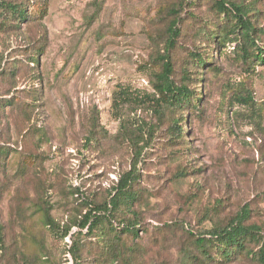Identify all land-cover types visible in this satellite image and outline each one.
<instances>
[{
  "label": "rangeland",
  "instance_id": "obj_1",
  "mask_svg": "<svg viewBox=\"0 0 264 264\" xmlns=\"http://www.w3.org/2000/svg\"><path fill=\"white\" fill-rule=\"evenodd\" d=\"M228 1L255 29L247 56L209 40L220 32L209 0H0L26 13L12 28L0 8V264H74L72 237L80 264H261L247 252L264 241V0ZM177 15L171 79L197 98L115 113L120 88L154 93ZM246 93L252 105L236 101ZM136 117L152 132L139 158ZM129 171L135 200L98 213ZM243 208L255 234L243 252L224 260L189 237L208 239ZM87 213L101 220L92 231L77 226ZM126 223L135 229L109 228Z\"/></svg>",
  "mask_w": 264,
  "mask_h": 264
},
{
  "label": "trees",
  "instance_id": "obj_2",
  "mask_svg": "<svg viewBox=\"0 0 264 264\" xmlns=\"http://www.w3.org/2000/svg\"><path fill=\"white\" fill-rule=\"evenodd\" d=\"M213 1V12L220 19L219 25L215 27L219 28V31H224V34L217 32V33H210L209 40L210 41H217L220 44H223L226 40L228 41H235L236 46H240V51L243 56L248 55V48L253 45L252 34L255 32V29L251 25L250 19H247V11L242 8V6H237L229 2L228 0H209ZM186 2H190V0H186ZM181 7L183 6L184 2L182 1ZM0 8L2 14H7L4 17L6 20L5 26L14 28L18 24L24 22L26 20V13L23 9H19L18 7L9 8L8 5L0 3ZM180 8V7H179ZM178 14V13H177ZM177 22L175 23L172 21V24L168 27L169 37L167 39V47L166 52L161 55V62H162V71L159 74H155L154 80L151 82V86L154 90L153 94H139L135 91L128 90L126 88H120L116 91L112 107L117 113L119 111V107L122 104H130L131 106L135 107V109L141 110L143 112L152 111L153 114L155 113L157 116L160 115L163 110H167L170 108H178L179 106L188 105L191 103V100L197 98L195 97L196 94L193 93L188 89L186 83L184 81L177 85L171 79L172 74V65L170 61V57L167 53L169 48L174 47L176 38L179 36V30L177 25L179 23L180 17L176 16ZM225 21V22H223ZM226 25V26H225ZM225 26V29H224ZM214 29H211L210 32H214ZM242 35L241 40L236 42V36ZM235 38V39H234ZM254 59L256 61L261 62L264 64V47L259 48ZM195 65L198 68L206 66L205 61L200 57V55L194 56ZM31 64H33V59H31ZM236 101L243 105H252V99L250 93H246L244 97H237ZM138 119V123H140L136 127V134L137 140L134 143L133 147V155L135 158H139L144 150V144L146 145V141L150 138V126L148 127L149 130L143 131L142 130V119L136 117ZM177 124L171 125V128H176ZM179 134L182 136V131L178 127ZM175 136V132L171 133ZM137 162L133 163V169L136 167ZM133 171H129L126 176L120 181L116 187L115 195L110 198L108 203H105L104 206L97 207L98 213L103 211H110L112 205H117L118 202L122 201L125 206L129 203L132 204L134 199V195L132 190L130 189L129 185L131 182L133 183L134 180L130 181V177L132 176ZM130 181V182H129ZM129 182V184H128ZM109 208V209H108ZM128 208V207H127ZM94 210L95 207H94ZM95 214V213H94ZM94 214H85L82 220L77 224L80 230L87 228V230L92 231L95 226H97L101 220L94 216ZM44 223L51 228L54 227V222L49 215V211L44 210ZM248 217L246 214V209H242L241 213H239L236 218L234 219L233 223H229L224 228L217 230L215 232L209 233L208 239H205L203 236H195L192 233H189V237L194 240V243L204 251L203 248L205 243L208 242L211 244L219 253L221 258L227 260L232 256L243 252L246 248L245 242L247 239H252L255 237V234L252 232L250 227L243 226V221ZM111 222V221H110ZM109 227L116 235L121 234L122 232H130L131 230L135 229V224L126 223L125 225H121V227L116 226L114 229ZM70 227L66 228L63 232L62 237H66L68 235ZM137 231V230H136ZM135 231V232H136ZM135 235V234H134ZM72 245H71V253L74 264L79 263V254L78 248L76 247L75 239L72 237ZM3 242L2 236L0 235V243ZM75 247V248H74ZM252 259H257L261 264H264V241L261 243L259 249L257 251H248L247 252ZM209 256L208 254L206 255ZM115 256L112 253L113 260Z\"/></svg>",
  "mask_w": 264,
  "mask_h": 264
}]
</instances>
